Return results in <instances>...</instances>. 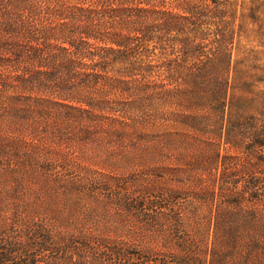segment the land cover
<instances>
[{
    "label": "trees",
    "instance_id": "1",
    "mask_svg": "<svg viewBox=\"0 0 264 264\" xmlns=\"http://www.w3.org/2000/svg\"><path fill=\"white\" fill-rule=\"evenodd\" d=\"M222 1L0 0V92L30 84L13 102L8 129L26 131L31 119L35 137L12 153L16 136L0 132V185L14 186L15 209L0 222V264L27 234L48 236L27 242L44 246L40 264H264V183L254 161H264V126L249 116L237 131L227 117L231 21ZM209 27L215 46L206 51ZM44 76L54 77L55 92L44 89ZM7 91L5 100L19 99ZM42 91L48 97L35 96ZM243 137L245 157L221 154L222 144L242 146ZM62 142L73 155L91 145L79 152L100 149L122 163L159 155L173 160L161 169L175 182L161 187L135 175L119 187V163V173L111 166L91 179L98 184L63 185L36 205L26 195L35 193L28 187L41 163L52 162L49 169L68 154L44 147ZM26 259L17 262L36 264Z\"/></svg>",
    "mask_w": 264,
    "mask_h": 264
},
{
    "label": "rangeland",
    "instance_id": "2",
    "mask_svg": "<svg viewBox=\"0 0 264 264\" xmlns=\"http://www.w3.org/2000/svg\"><path fill=\"white\" fill-rule=\"evenodd\" d=\"M223 1L225 4H227V16L231 21V29H229L231 35L230 38H228L229 44L226 46L227 50L230 51L232 62L228 92L229 100L227 107V117L232 123L236 124L237 131L239 129L238 126L241 123H244L245 120L250 118L249 116H251L252 118H256L255 122L261 123L264 126V0ZM210 28L211 27L207 29V32H209L208 35H205L203 37L205 38V40H203L202 50L205 49L206 51H210L213 50L215 46L212 41L214 36L210 32ZM223 39L227 40V37L225 36L221 38V40ZM53 78L47 79L45 78V76L43 77V81L45 84L44 89H46L47 92H55V90L57 89L55 87V79ZM13 83L16 84L15 82ZM26 84L27 87L25 88H18L16 90H13L14 88L10 87L9 89H7L11 90V93L15 92V94L19 98L17 100L12 99L11 103L4 98V96L6 97L9 92L7 90H4L2 93L0 92V114H2V116H0V132L6 130L5 133L8 137L16 136L13 139L11 138L12 142L10 141L9 151H11L12 153L16 151L15 147H18V144H22V141H26V144H29V146L31 143L35 142V137L30 135L28 131L34 124V120L27 119L26 131L21 128L20 131L10 132V129H8V127L12 125V119L11 117H9L10 115L13 116L14 114L12 108H17V106H19L17 104L14 105L13 102L16 101L21 103V101H23V98H21V96L27 95L29 93V91L24 90L30 88V84ZM39 87L40 86L38 85V83L34 86V88ZM67 92L69 93V91ZM43 93L44 91H42V93H35V96L48 97L47 94ZM48 94L49 97L52 96V94ZM70 94H76V92H71ZM25 102L28 103V101L26 100ZM23 107L25 110L28 109L27 105H24ZM41 120L47 121V117L44 116V118H41ZM242 128L243 124L240 126V130H242ZM211 129L212 126L210 125L208 127V130ZM1 134L2 133H0V136ZM246 141L247 138L243 137V145L237 146L235 148L227 146V144H222L223 149H221V154L223 155L228 152L229 154L233 155L237 152L238 155L245 157L244 153L247 152L246 148H248V145H245ZM81 142L82 144L89 143L91 142V140H84ZM50 144L53 145V143ZM5 145V147H7V143H5ZM83 146L85 148L76 147L75 150L78 154L74 155L71 153V150H74V147L69 146L65 142H62L60 145H58V147L45 146L44 149L49 151L48 153L57 151L61 154V156L64 155V153H68L67 157L63 158L62 156V159H60L63 160L64 164H59L58 166H54L49 169H46L45 164H50L52 162L49 161L41 163V167L39 168L40 172L38 174V180H36V183L30 184L28 187L30 191H35V193L27 194L26 197H28L29 200H32L34 197H38V200L34 202L36 205H38L40 202L47 204L49 201L51 202V197L56 196V194H61L63 185L65 186V189H68L77 188V186H81L82 188L83 185L88 187V184H98V180L91 179L99 177L98 174L100 173V171L104 172L103 169H109L111 166H114L118 169V171L114 172L119 173V163L124 165V169L119 176L121 178L119 180V182L121 183L118 184L119 187H122L123 184H126V186H130L131 184H129L128 181L132 183L135 179V175H138L141 181L155 180L161 187H165L168 185L170 186L175 182V179H172L170 176L166 175L169 173L167 170L161 169V167L164 168L165 166H170L173 160L170 163L167 158L165 160H162L161 156L156 155L150 158L147 163L145 162L144 165L140 162L139 164H136V161L128 162L127 159H125V163H122L118 160L119 156L108 158L106 155H103V152H101L100 149H96L91 156L81 154L79 151L83 152L86 150V148L89 149L91 145ZM23 147L24 146L22 145L21 148L23 149ZM227 147H229L228 150H226ZM28 150L30 151L31 147H28ZM262 150L264 151V147ZM21 153H23V151H21ZM262 158L264 159V154L262 155ZM71 160L75 163L74 165H71ZM254 161L256 162V164L261 165L259 168H256L255 171L256 175L260 178V181H263L264 183V161ZM173 163L175 164V162ZM77 165H84L88 169H78L75 167ZM85 171H88L89 173L85 174ZM242 178L249 179L250 173L247 172V174L242 176ZM28 179H30V177L26 178V180ZM13 188L14 186L11 184H7L5 186L0 185V222L4 220L3 217H7L10 214L14 215L15 213L13 205ZM102 189L108 190L109 186H104L102 187ZM9 206L11 210L8 209ZM111 212L112 210L109 214H111ZM112 228L114 230H119V233H124L127 227L120 224H112ZM17 234L21 235L22 232L17 231ZM71 235L72 234H67V237H70ZM47 238L48 236L40 237L37 234H27L24 237L25 242L17 244L18 246L16 247V250L18 251L12 257H5L4 264H21V262H17V260H23L24 258H27L26 260H29L31 258L35 259L36 264H40L38 261V256H43V254L45 253L44 251H40V248H43L44 246H29V243L27 242H32V240L35 239L36 241L40 240L43 243V241ZM49 238L52 239L53 236H49Z\"/></svg>",
    "mask_w": 264,
    "mask_h": 264
}]
</instances>
